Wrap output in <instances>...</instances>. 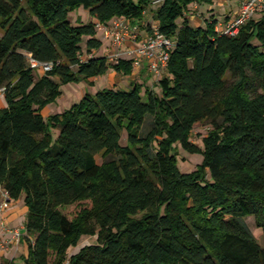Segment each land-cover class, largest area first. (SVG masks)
Masks as SVG:
<instances>
[{
	"label": "trees",
	"instance_id": "16d2710c",
	"mask_svg": "<svg viewBox=\"0 0 264 264\" xmlns=\"http://www.w3.org/2000/svg\"><path fill=\"white\" fill-rule=\"evenodd\" d=\"M153 2L0 0V184L28 209V253L0 264H264L245 220L264 231V10L231 34L214 15L190 21L192 4L214 0H162L156 26L175 45L160 91L134 80L44 114L62 85L133 74L131 57L102 53L96 25L141 22ZM81 7L86 23L71 19ZM178 145L203 155L196 169L182 171ZM86 201L73 218L61 210ZM87 234L97 243L69 255Z\"/></svg>",
	"mask_w": 264,
	"mask_h": 264
},
{
	"label": "built area",
	"instance_id": "2783aa9c",
	"mask_svg": "<svg viewBox=\"0 0 264 264\" xmlns=\"http://www.w3.org/2000/svg\"><path fill=\"white\" fill-rule=\"evenodd\" d=\"M161 1L154 0L153 4L157 5ZM262 10H264V0H242L239 11L225 22L223 29L228 33L237 34L246 22ZM96 27L102 31L105 38L109 39L115 49H122L129 42L134 44L126 50L133 59L134 70L146 64L149 72L157 80L166 71L175 41L173 37L161 32L157 26H153L152 31H148L145 36H141V25L126 17H115L108 23L98 22ZM116 55L119 56L117 53ZM30 63L42 73L52 70L54 65L52 62H41L33 58ZM11 201L9 191L0 184V249H6L18 243L22 237L21 228L10 227L4 216ZM5 234L7 236L4 238Z\"/></svg>",
	"mask_w": 264,
	"mask_h": 264
},
{
	"label": "crops",
	"instance_id": "0c3cea01",
	"mask_svg": "<svg viewBox=\"0 0 264 264\" xmlns=\"http://www.w3.org/2000/svg\"><path fill=\"white\" fill-rule=\"evenodd\" d=\"M241 2L242 0H214L212 4L194 3L191 5V9H190V12L188 13V17L191 23L194 25H205L207 18L214 15L215 19L218 20V28H222L228 19L234 17L237 14V12L239 11ZM154 7L155 5L153 4L147 9L144 19L141 22L133 21L141 25V36H145L146 33H148L149 26H156L158 24V21L154 17ZM84 12H86V15H87L85 20H83V18L81 17H78V18H80V21L86 23L91 20V17L89 15L88 10L85 9ZM98 37L101 38V36L99 35ZM109 46L110 47H108L107 54L111 56L115 50L112 47L111 43H109ZM132 46H134L132 42L127 43L121 49L120 52L119 51L117 52V54H119V57L129 58L130 56L126 53V50L128 47H132ZM151 75L152 74L149 72L148 67L146 66V64H144L139 69H135L132 75H124L121 80L125 81V78H126V80L128 81V87H130L131 82L134 80L139 81V82H143L147 80L146 82L147 84L151 83L153 80ZM101 78H106L105 83H107L106 84L107 86H104L103 88L117 87V85H119L118 83L120 81V75H118V73L115 71L111 70L109 71L108 74H106V76H101V77L92 79V81H94L93 86L97 84V82ZM93 86L92 85L88 86V88H86V91L88 90L94 93L95 89ZM3 105H5L4 95H3V92L0 91V106H3ZM23 201H24V198L12 200L10 207L4 212V216L6 217L8 225L10 227L21 228L22 237L18 243L13 244L12 246L6 249L0 250V261H2L5 258L19 259L21 256L26 255L28 253V245L26 241L24 240V235L26 233L25 222L27 218L28 209ZM6 236L7 235L5 234L4 238Z\"/></svg>",
	"mask_w": 264,
	"mask_h": 264
},
{
	"label": "rangeland",
	"instance_id": "374dc122",
	"mask_svg": "<svg viewBox=\"0 0 264 264\" xmlns=\"http://www.w3.org/2000/svg\"><path fill=\"white\" fill-rule=\"evenodd\" d=\"M84 11H85V8H83V7L78 8L75 11H73L71 13L72 21L76 22L78 17H81V18H83V20H85L87 15H86V12H84ZM195 12H197V11H195ZM260 14L261 13H259V15L257 17H259ZM98 35L101 36V38L104 41V48L102 50V53L107 54L108 53V47H110L109 46L110 41H109V39L104 37L102 31H98ZM114 50H113L114 53L110 56L111 58H113V61L118 59L119 56L115 55V53H117L118 51L120 52L121 49H115L114 48ZM36 73L41 74L42 72H41V70L36 69ZM118 75H120V81H119V83H118L119 85H117V87L128 88V81L126 80V78H125V81L121 80L124 75H122V74H118ZM104 76H106V75H104ZM151 77L153 80L151 83H148L147 85L156 91H160V88L158 87L157 79L152 75H151ZM105 82H106V78H101L97 82V84H95L94 86L92 85L95 89V92L102 89L104 86H107L106 85L107 83H105ZM146 82H147V80H146ZM88 86H91V85L85 81L70 82L68 84L62 85L63 94L55 102L49 104L45 108L44 114L48 115V114H52V113L63 112L64 110L68 109L74 102H77L82 98V96L85 94L86 88H88ZM211 128H212L211 124L208 121L197 123L195 125L194 130H193L192 141L194 143H197L198 145H200L202 147L203 146L202 139L205 135L208 134V132ZM55 134H57V131H55ZM125 143H126V132L123 133V137H122V144H125ZM177 153H178L179 167L184 172H190V171L196 169L197 165L199 163H201L203 160L202 154L190 153V152L186 151L185 149H183L180 145H178ZM97 159L100 163H102L104 161L101 154L97 155ZM89 205H90L89 201L77 202V203H74L71 205L62 206L61 210L69 218H73L75 216V214L82 207L89 206ZM245 220L248 223L252 232L254 233L255 237L258 239L259 243L262 246H264V231L257 226L255 217L253 215L247 216V217H245ZM95 243H97V235L96 234L83 235L76 246H71L69 248V255L72 254L73 252L77 251L80 248V246H83L86 244H95ZM0 250H3V249H0Z\"/></svg>",
	"mask_w": 264,
	"mask_h": 264
}]
</instances>
